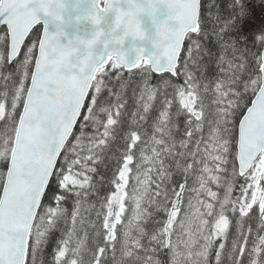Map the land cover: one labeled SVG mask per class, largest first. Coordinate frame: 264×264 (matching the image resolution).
I'll return each mask as SVG.
<instances>
[{"label":"snow or ice","instance_id":"snow-or-ice-1","mask_svg":"<svg viewBox=\"0 0 264 264\" xmlns=\"http://www.w3.org/2000/svg\"><path fill=\"white\" fill-rule=\"evenodd\" d=\"M0 27V264H264V0H0Z\"/></svg>","mask_w":264,"mask_h":264},{"label":"trees","instance_id":"trees-1","mask_svg":"<svg viewBox=\"0 0 264 264\" xmlns=\"http://www.w3.org/2000/svg\"><path fill=\"white\" fill-rule=\"evenodd\" d=\"M203 2H204L205 4H207L208 0H203ZM218 2L221 3L223 7L226 8L227 3H228V0H218ZM5 32H6V29L3 28V27H1V28H0V34H4ZM30 43H31V40H26V44H25V46L22 48L20 55L17 57V61H19V60L22 58V56H23V51L26 49V46H27L28 44H30ZM185 47H186V45H185ZM0 50L4 51V53H5V55H6L7 50H8V40H6L2 45H0ZM14 67H15V64L13 63V64H11V65L8 66V68L6 69V71H12V70L14 69ZM14 78H15V77H14ZM2 90H3V89L0 88V91H2ZM0 127H2V126H0ZM77 131H78V129H77ZM70 139H73V138H70ZM101 171H102V169H101ZM70 206H71V205H69V207H70Z\"/></svg>","mask_w":264,"mask_h":264},{"label":"water","instance_id":"water-1","mask_svg":"<svg viewBox=\"0 0 264 264\" xmlns=\"http://www.w3.org/2000/svg\"><path fill=\"white\" fill-rule=\"evenodd\" d=\"M70 2H71V0H70ZM104 21H105V25L104 26L107 27V24H109L110 21H111V16H105L104 17ZM133 43L134 42L131 40V38H129L128 40H126L125 41V49L127 50V48L130 47ZM9 45H10V40H8V47H9Z\"/></svg>","mask_w":264,"mask_h":264},{"label":"rangeland","instance_id":"rangeland-1","mask_svg":"<svg viewBox=\"0 0 264 264\" xmlns=\"http://www.w3.org/2000/svg\"><path fill=\"white\" fill-rule=\"evenodd\" d=\"M22 58H23V56H22ZM21 58V59H22ZM249 224L251 225V227L253 228V229H255V227H256V222L255 221H249ZM235 222L233 221V225H232V228L230 229V237H231V235L232 234H234L235 233Z\"/></svg>","mask_w":264,"mask_h":264}]
</instances>
